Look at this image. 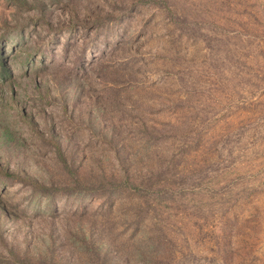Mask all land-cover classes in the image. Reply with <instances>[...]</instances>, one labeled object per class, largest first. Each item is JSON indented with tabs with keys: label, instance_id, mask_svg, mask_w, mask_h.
I'll return each instance as SVG.
<instances>
[{
	"label": "rangeland",
	"instance_id": "obj_1",
	"mask_svg": "<svg viewBox=\"0 0 264 264\" xmlns=\"http://www.w3.org/2000/svg\"><path fill=\"white\" fill-rule=\"evenodd\" d=\"M41 1L0 0V264H264V0ZM113 82L154 188L49 199L70 178L51 135L82 173L117 163L88 125Z\"/></svg>",
	"mask_w": 264,
	"mask_h": 264
},
{
	"label": "trees",
	"instance_id": "obj_2",
	"mask_svg": "<svg viewBox=\"0 0 264 264\" xmlns=\"http://www.w3.org/2000/svg\"><path fill=\"white\" fill-rule=\"evenodd\" d=\"M15 1L18 2L20 5L26 4V0ZM34 2L36 5L39 6L40 10H45L46 5L43 4V1L34 0ZM4 52L5 49L0 47V84L1 82L6 83L9 86L10 91L14 93L15 83L11 80L12 71L8 66V63L6 62L7 59H5L6 55ZM64 82L65 84L69 85L70 83L75 84L73 80L70 79H56L57 88L61 89L62 91H65L68 86L62 88V84ZM81 84H83V82ZM116 84V82L110 84V87H108L106 92L101 96L100 101L95 99L93 100V102H88V105L90 107L88 125L94 126L93 128L91 127L93 129V135L99 137L101 141V146H103V148L107 151L108 154L112 153L113 157L117 159V163H113L114 165H106L104 164V161L98 159L97 156H95V153H92V158L90 159L91 161L87 160L90 162L84 166L85 171L82 173L81 171H79L78 166L76 165L78 163V155L81 153L80 149L77 147H73L72 159L70 162L68 160L67 153L63 150V146L59 142V136L51 135L49 140L57 147L58 154L61 157L60 159L64 163V169L65 171H67L68 177L70 178L68 179V183H65L66 185L62 187H58L57 185L55 186L54 183H51L50 187L37 185L40 187V190L46 191L49 199L55 198V192L58 189H62L64 192L69 193L77 192L75 193L77 196H82L85 192H100L101 194L109 195L111 197L113 193L117 192L122 193L126 191H139L142 189L149 190L151 188H154L155 184L153 182L146 183L141 179H136L133 176V172H129V166L131 165H129L128 159H132L133 155L130 156L129 149L126 148L125 145H122L124 138V130L122 129L121 124L115 116L111 117V112L121 107V101L117 95V93H119V90ZM81 89V85L76 84L75 90L80 91ZM64 98V106L67 107L68 99L66 94H64ZM4 123L5 122L1 118L0 114V130L2 132L0 138H4L9 143L15 140L16 137L15 134L10 130L8 125L2 127ZM96 123H99V125H97ZM143 127L144 126L142 124L139 129L141 130ZM146 134L147 131L145 128V130L139 133V136H141L142 139L148 140L150 137H146ZM16 145L21 146V143L17 142ZM81 240L83 242L84 240L86 241V239H84L83 237L81 238ZM92 245L93 244L91 242L88 244H83V246H88V250L93 249ZM104 245L105 242L100 244L99 247H95V245L94 247L97 248L98 251H101Z\"/></svg>",
	"mask_w": 264,
	"mask_h": 264
}]
</instances>
